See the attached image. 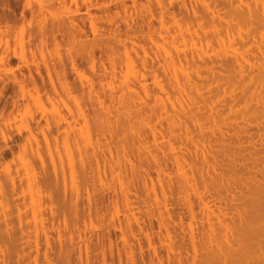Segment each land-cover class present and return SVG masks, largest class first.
Instances as JSON below:
<instances>
[{
    "label": "bare ground",
    "instance_id": "1",
    "mask_svg": "<svg viewBox=\"0 0 264 264\" xmlns=\"http://www.w3.org/2000/svg\"><path fill=\"white\" fill-rule=\"evenodd\" d=\"M0 264H264V0H0Z\"/></svg>",
    "mask_w": 264,
    "mask_h": 264
},
{
    "label": "rangeland",
    "instance_id": "2",
    "mask_svg": "<svg viewBox=\"0 0 264 264\" xmlns=\"http://www.w3.org/2000/svg\"><path fill=\"white\" fill-rule=\"evenodd\" d=\"M6 94H8V92H6ZM6 97H7V95H6ZM18 138L17 137H14L13 138V141L15 140H17ZM3 145H5V144H3ZM9 147H10V149L8 150V149H6V151L4 152V156H6V158L7 157H10V154H11V152H13V151H16L17 150V147H18V145H17V141H16V144H9Z\"/></svg>",
    "mask_w": 264,
    "mask_h": 264
}]
</instances>
